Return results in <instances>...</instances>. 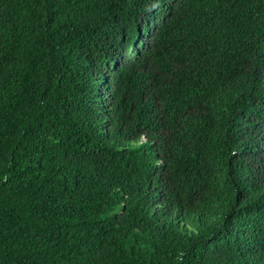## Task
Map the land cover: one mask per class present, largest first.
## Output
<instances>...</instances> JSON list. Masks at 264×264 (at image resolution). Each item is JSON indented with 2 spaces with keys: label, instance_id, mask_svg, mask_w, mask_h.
<instances>
[{
  "label": "trees",
  "instance_id": "obj_1",
  "mask_svg": "<svg viewBox=\"0 0 264 264\" xmlns=\"http://www.w3.org/2000/svg\"><path fill=\"white\" fill-rule=\"evenodd\" d=\"M0 264H264V0H0Z\"/></svg>",
  "mask_w": 264,
  "mask_h": 264
}]
</instances>
